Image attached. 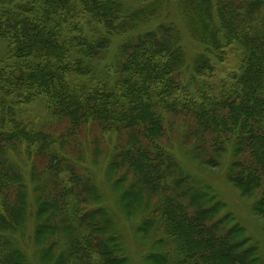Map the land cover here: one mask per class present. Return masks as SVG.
Returning a JSON list of instances; mask_svg holds the SVG:
<instances>
[{
    "label": "trees",
    "instance_id": "1",
    "mask_svg": "<svg viewBox=\"0 0 264 264\" xmlns=\"http://www.w3.org/2000/svg\"><path fill=\"white\" fill-rule=\"evenodd\" d=\"M208 2L179 0L176 4L187 6L188 15L184 17L190 35L206 47L207 55H201L195 61L199 78L203 73L205 78L216 81H203L198 95L189 94L188 89L173 81L186 55L182 53L183 44L176 26L178 32L171 23L162 25L159 21L158 10L165 0H0V150L3 156L2 151L0 154L3 159L8 157L10 161L7 151L24 145L29 153L50 155L49 167L57 186L92 187L89 182L83 184L77 180L71 160L61 152V143L54 141L51 146L47 135L35 133L22 121V111L41 100L53 117L69 122L72 132L84 125L95 124L120 135L126 133L128 149L119 154L110 168L118 169L121 165L136 178L137 185L146 188L150 194L161 188V181L166 187L169 182L173 187H186L183 179L163 180L164 176L179 171L161 144L166 115L157 114L154 107L163 105V109L171 114L186 112L184 114L196 118L202 135L216 136L217 141L213 140L208 148L209 158L202 159L192 152L196 160H202L211 168L218 166L224 145L231 140L235 155L242 154L245 147H251L252 157L264 172V23L252 24V20L261 14L264 0L231 3L234 13L242 11L239 27H232L229 13L220 4L209 11ZM222 26L229 28L227 33ZM124 31H130L132 35L121 42L125 43L121 48L122 60L115 69L101 68L99 56L110 44L109 35ZM234 42L248 45L249 58L242 69L239 67L238 75L218 81L211 58L226 67L230 56L228 50H232ZM120 67L121 72L118 71ZM110 74L111 78L108 77ZM195 97L200 100L194 101ZM23 107L25 109L21 110ZM251 123L256 127L253 128ZM255 145L258 148L254 149ZM230 165L233 168L230 179L234 185L251 190L257 179L251 172L245 176L246 170H240L239 162L232 160ZM3 171L0 189L11 188L12 181L21 182L18 174L10 176L9 169L7 173L6 169ZM63 174H68L71 179H64ZM186 188L192 204H198L200 197ZM46 200L38 199L35 211L39 220H47L38 228L39 231L48 229L40 236L42 242L49 240L54 230L51 228L53 216L44 219L46 209L50 207ZM165 201L171 202L167 197ZM14 206L15 201L4 212L9 221L0 211V228L6 229L11 221L20 218ZM168 209V215L170 210L175 213L169 219L170 226H177L183 237L189 238V229L198 222H205L207 213L215 207L208 211L198 207L193 218L181 212V205L175 208L170 205ZM102 216L103 212L98 210L87 213V219L83 221H95V232H101ZM230 234L231 231L224 237ZM216 238L211 240V246H207L212 252L218 248L220 237ZM98 248L95 257L104 259L103 264H117L109 249L103 244ZM227 248H235V245ZM227 248L225 252L229 250ZM226 254L221 256L223 261L230 256V253ZM250 256L245 250L233 258L247 261ZM197 259L210 264L217 261L215 257L202 255Z\"/></svg>",
    "mask_w": 264,
    "mask_h": 264
},
{
    "label": "rangeland",
    "instance_id": "2",
    "mask_svg": "<svg viewBox=\"0 0 264 264\" xmlns=\"http://www.w3.org/2000/svg\"><path fill=\"white\" fill-rule=\"evenodd\" d=\"M178 2L165 0L158 10L162 25L171 23L176 32H180L182 53L186 55L173 81L181 88L188 89L189 94L200 95L203 81H216L205 78L202 71V78L198 76L195 61L197 57L207 55L206 47L190 35L184 17L188 15L187 6H177ZM236 2L241 0H209V11L220 4L229 13L232 27H239L242 11L234 13L231 5ZM260 13L252 20L253 25L256 22L264 23L263 4ZM222 28L224 33L229 30L227 26ZM130 35V31L109 35L110 44L99 56L101 68L117 67L122 60L121 48L125 44L121 42ZM231 49L228 50L230 56L226 67L211 58L218 81L230 80L234 74L238 75L239 67L242 69L249 58L246 43L234 42ZM118 71L121 72V67ZM193 100L197 102L200 97ZM164 107H154L157 114L162 117L166 115L165 135L161 144L179 171L164 176L163 180L183 179L186 187L200 197L196 205L190 201V195H186L185 186L173 187L169 182L166 187L161 181V188L150 194L146 188L137 185L136 178L121 165L117 166L118 169L110 168L111 163L118 160L119 154L128 149L126 133L120 135L95 124L84 125L72 132L69 122L53 117L41 100L26 109L21 108L25 109L22 111V121L35 133L47 135L51 146L54 141L55 144L61 143V152L71 160L77 180L83 184L89 182L92 187L72 189V185L69 188L57 186L49 167L50 155L29 153L22 145L14 151H7L9 161L8 157L7 160L3 159V151L0 150V174L5 169L7 173L9 169L10 176L15 173L21 177L20 183L12 181L11 188L0 189V211L7 212V207L15 201L14 211L20 216L11 221L8 228H0V264H103L104 259L95 257L98 246L102 244L113 253L112 258L117 260V264H210L198 260L201 255L215 257L217 261L213 264H247L250 261L251 264H264V172L252 157L251 147H245L242 154L235 155L232 141L228 140L217 161L218 166L211 168L202 160H196L192 152L202 159H208V148H211L213 140L217 141L216 136L202 135L197 119L184 114L186 112L174 115ZM251 126L256 127L253 123ZM232 160L239 162L240 170H246L245 176L251 172L257 179L251 190L238 188L231 181ZM62 176L66 180L71 179L68 174ZM118 180L120 184H117ZM166 197L171 200L170 203H166ZM43 198H47L50 206L44 219L53 216L51 228L54 227L50 239L45 242L40 236H44L48 229L39 231L38 228L47 220H39L35 212L38 199ZM170 205L173 208L181 205V212H185L189 218L195 216L198 207L203 211L214 207L215 210L207 213L205 222H198L189 229L188 238L183 237V232L177 226H170L169 219L175 215L171 210L168 215ZM98 210L103 212L99 222L101 232H95V221H83L87 219V213ZM4 217L8 218V215L4 213ZM229 231L231 234L224 237ZM216 237H220L218 248L212 252L207 246H211V240ZM224 243L227 245L224 246ZM232 245L235 248H227ZM226 248L229 250L225 252ZM245 250L251 254L247 261L233 258ZM226 253H230V256L223 261L221 256H227Z\"/></svg>",
    "mask_w": 264,
    "mask_h": 264
}]
</instances>
